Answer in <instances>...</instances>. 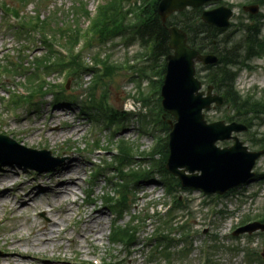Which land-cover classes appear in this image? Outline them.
I'll list each match as a JSON object with an SVG mask.
<instances>
[{
	"label": "rangeland",
	"instance_id": "obj_1",
	"mask_svg": "<svg viewBox=\"0 0 264 264\" xmlns=\"http://www.w3.org/2000/svg\"><path fill=\"white\" fill-rule=\"evenodd\" d=\"M101 1L84 0L90 11H94ZM246 1L221 0L205 8L211 9L220 5L232 6L235 11L232 18L234 25L229 28L226 34H230L233 40L240 41L241 34H237L235 31L238 30V26L242 22L247 24L252 21H249V14L243 10L244 5L248 4ZM8 2L12 6L18 7L21 16L26 17L27 21L34 17L36 11L40 9L42 17H45L44 15H47L50 10L56 9L58 19L67 18L76 4V0H28L26 4L24 0H8ZM261 11L264 13V8ZM2 17V12H0V62H4L7 67H12L8 60L18 57L17 49H20L23 44L13 33L4 29ZM84 21L79 22V26L82 25L83 29L86 30L88 23H84ZM234 33L237 35H233ZM87 36L89 34L82 36L80 46L88 38ZM61 42L64 44L65 39ZM121 42L116 39L108 44L100 45L94 41L93 47L84 53L87 56V61L91 63L93 56L96 53H101L102 58L109 57L111 61L121 63L123 66L126 62L132 64L135 60L134 54L141 48L140 44L133 43L132 46L126 47L121 45ZM34 45L33 50L26 56V60L21 61L20 59L23 66L32 70L35 58L46 54L43 43L40 44L39 41L35 40ZM19 57L21 56L19 55ZM65 58L67 59V57ZM249 64L252 69L242 70L239 74L238 89L243 94L251 93L264 97V57L254 58ZM197 68L198 76L203 80L207 72L203 70L204 67L201 64H198ZM130 71V69L123 67L119 74L109 81L107 86L108 104L113 109L133 112L132 116H126L125 127L116 134V137H113L115 136L113 127L104 129L105 121L102 123L96 122V120L95 122L91 121L89 115L82 112L81 106L78 105L89 99L88 85L92 78L90 75L84 76L83 85L79 86L74 82L72 74L70 77L60 72L48 74L51 83H67V93L75 95L79 102H63L55 105L53 96L48 95L41 99L38 106L33 109H29L25 105L21 106L18 108V113L17 111H15L16 113L9 111L5 101H7L9 93L22 94L24 89H28L26 85L29 83L30 76L24 73L10 72L0 77V133L9 135L27 147L47 149L52 152L53 156H64L66 159L54 170L48 172H36L18 164L0 165V174L13 175L15 178L13 183H16L14 191L9 189L5 193L7 201L0 202V218L5 216L0 225V264H73L72 262L75 261H86L88 264H96L95 262H99L98 264H115L116 262L118 264H264L262 258L264 233L233 235L234 230L239 227L246 215L254 218L262 212L264 207V177L255 179L229 196L220 198L205 195L197 190L178 193L188 206L185 209L174 211L175 228L172 227L169 231L174 237L173 246L169 249L170 254H166L162 249L155 257H151L154 248L149 249L150 246H146L149 238L154 242L156 228L163 226L159 219L160 215L156 214L158 212L163 214L167 211L166 204L171 201V198L167 196L166 189L157 182L158 177L153 180L154 182H143L139 186L135 202L125 212V216L117 222L125 225L133 219L134 215L141 218L145 215L151 217L146 219L143 226L140 225L142 229L134 247L128 249L122 244L112 243L111 230L117 219L115 213L106 208L104 195L110 193L114 196L120 193L112 182L113 177L117 178L119 175L116 169L107 168L104 170L107 176L96 178L98 175L96 174L92 177L95 168L109 161L114 153L108 150V152H96L90 142L99 140L100 146L108 149L115 146L116 138L123 137L136 145L138 144L139 150H150L159 137V133L162 136L165 135L160 125L151 124L153 116L158 115V101L153 99V103L147 107H143L136 101L135 97L138 96V92L136 84L130 80V75H132ZM247 74L250 79L248 78L249 81L245 83L244 79ZM30 75L35 78V71ZM142 86L146 95L151 93V89L153 91L157 89V85L151 86L150 89L147 79L143 81ZM203 89H206V85L203 86ZM96 94L100 95V92ZM155 95L158 96L159 94ZM151 108L154 109L152 112ZM140 109L146 113L151 122L149 127L155 126L153 131L157 134L156 136L150 133L151 127L148 128L149 130H142L140 121L134 115H139ZM227 111L228 109L224 106L217 107L208 113V118L211 121L220 119L224 117ZM54 115L55 118H53ZM259 123H262L261 127L260 125L255 126L238 134L251 150L255 149L252 146L251 138H262L264 134V118L259 120ZM74 125L80 126L73 128ZM61 131H64V134L53 141L54 136L60 134ZM112 137L114 138L113 144L110 143ZM232 143V141H224L218 144L225 146ZM70 158L75 161L76 158L79 159L80 169L78 172L81 180L78 185H74L75 194H72L69 199L59 202L54 199L53 192L56 184L55 171L65 165ZM255 171L264 174V156L258 160ZM94 179L95 183L92 186ZM22 184L25 186L22 187ZM31 185L39 186L37 189L40 193L39 200L30 201L27 208H21V205L19 209L24 210L18 209L14 212L15 206L13 205L18 204L21 196ZM90 187L91 190H94L95 201L93 203L86 202ZM10 192L11 197L9 196ZM46 204L48 205L46 206ZM45 209H49L51 213ZM96 210L100 213H94V216L99 217V219L94 220L97 234L95 233L96 236L92 239V235L87 233L85 220L87 213ZM52 216L59 222L61 231L62 228L67 230L64 237L56 238V243L50 244L44 250L42 248L37 250L29 248V253L37 257L36 261L32 257L25 258V260L15 257L18 260L8 261L4 246L8 243H5V239L15 240L16 235L31 242L35 239L38 229L49 226ZM180 222L187 224L188 230H180ZM139 223L142 224V221ZM102 229L103 234L100 233ZM55 230L57 231V227ZM187 232L190 233V238H185ZM72 238L76 242L70 241ZM16 246L19 250H25L21 243H17ZM7 247L11 249L10 244Z\"/></svg>",
	"mask_w": 264,
	"mask_h": 264
},
{
	"label": "trees",
	"instance_id": "obj_2",
	"mask_svg": "<svg viewBox=\"0 0 264 264\" xmlns=\"http://www.w3.org/2000/svg\"><path fill=\"white\" fill-rule=\"evenodd\" d=\"M24 1H26L25 4L28 3V0ZM254 1L264 5V0ZM130 2L131 0H108L107 3L101 7V14L92 25V34L94 39L101 43L117 36H124L125 42L128 41V43H132L133 40L131 39H138L145 50V59L141 65L129 66V68L134 69L139 76L147 77V74L156 75L158 77V83H160L166 69L165 58L167 54L170 53L168 46L170 36L157 11L159 0H142L140 4L136 2L134 6L128 4ZM127 4L129 5L128 7ZM6 5H4L5 10L7 9ZM12 11L19 19L18 28L21 38L29 39L28 37L32 38L36 34H41L42 36L47 53L42 57L36 58L35 63L39 67L47 71L51 69L60 71L68 68L70 74L76 79H79L80 75L83 74H94L93 83L91 85L92 89L106 86V79L111 77L113 73H116L117 69L120 68V65L114 64L109 59H107V61H102L98 54L94 59L96 64L101 63L103 65L104 72L101 74L102 70L96 67V65L88 64L85 61V56L82 54L75 56L73 54V47L81 32L80 29L77 30V28L72 26L69 16L64 19H58L57 10H50L48 15L42 17L40 9L36 11L34 17L29 18L27 21L26 17L21 16L20 10L12 8ZM131 13L133 14L132 17L129 16ZM73 15L76 18L75 23L77 25L81 16V11H77L75 8ZM175 23H179L188 31L191 44L200 51L219 53L221 65L212 70L210 76H207L206 81L214 84L217 90L225 96L226 102L232 105L233 113L227 114L225 118L228 121H240L250 126L255 118L258 119L264 114V100L240 95L235 88L236 72L230 67L239 63L241 48L245 50L248 58L264 53V38L260 37L261 23L256 22L255 24L246 26V36L239 43L234 42L235 40L229 37L219 39L218 34L223 30L204 24L200 20V11L196 9L180 13V17H176ZM15 30L18 29L15 28ZM61 39H65L63 46L67 49V54H71L70 60H67L65 54L56 51L53 47L57 40L62 41ZM220 43L223 44L221 50H219L218 47ZM24 51L25 48L22 49L23 53ZM51 59L55 61L51 62ZM34 81L29 82L33 84ZM37 86H39V88L36 92L39 91L40 95L44 96L47 93V91H45L46 84L42 83ZM138 86H141L140 81L138 82ZM141 94L144 95L142 91ZM59 98L58 96L57 102L60 101ZM141 100L143 104L148 103V99L144 97H141ZM19 101L18 98H14L13 102L17 104ZM93 101L94 107L102 109L101 102L103 100L98 101L94 98ZM120 115L121 114L113 113V116L110 118L111 121H121L123 117H120ZM161 122L163 130L168 131L169 127L166 121L161 120L160 123ZM142 125L143 128H145L147 121L142 119ZM261 147H264V141L261 142ZM120 148L121 150L117 160H119L120 166L123 169L121 170L122 176L118 179L119 182L117 185L119 186V190L123 192V199L122 202H117V204L110 208L122 215L128 207L127 202L129 200V194H135L134 190L138 184L142 181L153 179L157 171H159L163 177L168 176V178H170V175L165 170L164 165L168 157L167 136L159 138L158 145L154 147L153 152L150 154L151 160L153 161L151 167H154L151 169H148L144 164H139L135 167L134 162L137 156H146L147 154L136 152L133 143L124 140ZM156 153L162 156L160 165L159 162H155ZM126 166L130 168L129 173L124 170ZM172 178L174 177L172 176ZM171 181L173 180L171 179ZM164 182L171 193L174 190L173 183L167 178H164ZM177 182L176 180V184H178L176 186H179V182ZM110 198L111 197L108 198V201H110ZM179 204H181V201L176 198L175 205L178 206ZM261 219L264 221V214L261 216ZM145 220L146 218L143 221ZM138 231L136 219H133L125 226L117 225L113 229V241L124 242L125 245L131 246L136 240ZM156 240L158 241V246L153 251L152 256H156L158 252H161L160 248H163L164 252L168 254L172 242L170 236L161 230Z\"/></svg>",
	"mask_w": 264,
	"mask_h": 264
},
{
	"label": "water",
	"instance_id": "obj_3",
	"mask_svg": "<svg viewBox=\"0 0 264 264\" xmlns=\"http://www.w3.org/2000/svg\"><path fill=\"white\" fill-rule=\"evenodd\" d=\"M211 1L217 0H161L158 11L166 22L168 16L175 11H181L188 6L199 7ZM246 9L256 13L259 7L251 6ZM232 15L230 8L221 6L204 11L202 18L212 25L226 27L230 24ZM169 33V45L174 53L168 56L161 93L163 108L174 116L176 122H170V155L166 167L186 187L202 189L211 194H225L253 178V168L264 150L249 151L237 136H233V132L247 129L241 124H226L224 121L208 123L204 110L209 111L214 102L222 104L223 98L213 95L212 86L208 88L207 96H204V91L200 92L202 83L196 77L195 63H216L218 57L203 55L191 47L187 33L177 26L170 27ZM228 139H234L233 146L221 148L217 145L218 141ZM11 154L12 158L6 161L5 155ZM47 159H53L50 151L27 148L0 134V162H17L26 167L43 170L38 163ZM53 160L57 163L52 167L64 159ZM258 229L264 230V224L254 222L239 229L236 234Z\"/></svg>",
	"mask_w": 264,
	"mask_h": 264
},
{
	"label": "bare ground",
	"instance_id": "obj_4",
	"mask_svg": "<svg viewBox=\"0 0 264 264\" xmlns=\"http://www.w3.org/2000/svg\"><path fill=\"white\" fill-rule=\"evenodd\" d=\"M56 115V114H55ZM53 116L55 118L56 116ZM80 125H74L73 128H77ZM64 131H61L60 134L55 135L53 138V141L59 138L60 135H63ZM79 169H80V163L79 159L76 158V161L73 159H68L65 165H63L61 168L57 169L55 171L56 176V184L54 186L53 192H54V199L56 201H64L71 197L72 194H75V186L78 185L80 182V176H79ZM13 175H7V174H0V202L1 201H7L5 197V193L7 190L10 189V191H14V186L16 183H13L14 181ZM40 185V184H38ZM38 185H31L29 189H27L24 194L21 196L19 202L13 209V211H17L20 206L21 208H27V204L31 202H35L37 199L39 200L40 193L37 191L39 188ZM22 187L25 186V184L21 185ZM20 189V188H19ZM17 191H19L16 188ZM9 196L11 197V192L9 193ZM26 203V204H25ZM48 204H46L47 206ZM24 210V209H19ZM48 211V213H51L49 209H45ZM94 213H100V211L96 210L95 212L87 213L86 215V228L88 229V234L92 235V239L95 238L96 235V225L94 223V220L99 219V217L94 216ZM64 222V220H62ZM55 227H57V231L55 230ZM67 230L62 228H59V222L55 220L54 216H52V219L49 223L48 227H42L36 231L35 239L31 242L27 241V239H24L22 236H16L15 240L11 239H5V243L10 244L11 249L7 247L8 244H4L6 247V257L8 261L12 260H18L15 257H18L20 260H25V258L32 257L34 261L37 260V257L33 254L29 253V248L31 249H46L50 244H55L56 238H61L62 236L67 233ZM16 233V232H14ZM101 234H103V229L100 231ZM97 234V233H96ZM16 241V242H15ZM70 241L76 242L75 239H70ZM17 243H21L24 245L25 250H19L16 246ZM90 245V243H88ZM73 264H88L86 261H75L72 262Z\"/></svg>",
	"mask_w": 264,
	"mask_h": 264
}]
</instances>
